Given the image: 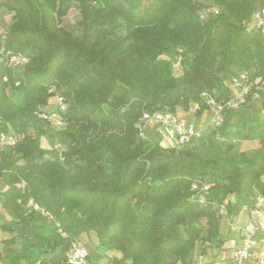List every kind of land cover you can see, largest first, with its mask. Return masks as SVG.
<instances>
[{
  "label": "trees",
  "instance_id": "1",
  "mask_svg": "<svg viewBox=\"0 0 264 264\" xmlns=\"http://www.w3.org/2000/svg\"><path fill=\"white\" fill-rule=\"evenodd\" d=\"M213 5L219 14H205ZM73 6L80 18L67 28ZM260 9L264 0H0L11 14L0 34V133L21 135L0 148V229L13 234L2 240L0 264H71L83 235L87 264H197L198 244L202 255L222 248V212L233 223L264 196V155L224 156L234 145L206 147V133L164 149L135 125L144 112L184 115L203 92L226 101L241 73L264 88L263 38L252 25ZM12 54L28 63L10 67ZM57 95L67 105L55 132L67 142L61 160L41 144L53 135L40 115ZM235 111L211 137L264 136V111L253 126L230 130ZM195 114L205 121L207 106ZM196 181L214 183L203 202ZM17 239L37 251L29 263Z\"/></svg>",
  "mask_w": 264,
  "mask_h": 264
},
{
  "label": "built area",
  "instance_id": "2",
  "mask_svg": "<svg viewBox=\"0 0 264 264\" xmlns=\"http://www.w3.org/2000/svg\"><path fill=\"white\" fill-rule=\"evenodd\" d=\"M219 7L213 5L204 12L218 15ZM204 16V15H203ZM252 25L262 35L264 45V9L256 11L252 17ZM182 56L180 55L174 64L175 69L181 68ZM28 58L22 54H12L8 58V65L12 68H18L26 65ZM230 85L233 95L226 101H218L215 96L209 92L201 94V101L193 104L194 111H198L202 105L208 108L209 116L205 121H194L187 115H179L170 111H158L155 113L144 112L135 128L139 135L147 138V133L154 128L169 130L171 138L178 148L185 147L201 140L208 128L220 127L229 111L240 109L243 104L250 101L263 102L264 88H253L251 82L245 73H241L231 79ZM57 107L51 111L41 114L43 119L52 123L55 127L64 128L65 121L62 113L66 111V101L61 96H55ZM18 139L16 135L10 133H0V148L15 146ZM214 183L206 181H196L192 185V191L197 196H201L210 191ZM36 210L38 206L30 201ZM242 213L246 215L247 220L240 229L238 244L233 253V259L237 264L246 262H255V264H264V248L258 247V238L264 234V196L257 194L252 207H244ZM51 218V217H49ZM88 252L84 248L74 246L72 254L69 256L71 264H86Z\"/></svg>",
  "mask_w": 264,
  "mask_h": 264
},
{
  "label": "rangeland",
  "instance_id": "3",
  "mask_svg": "<svg viewBox=\"0 0 264 264\" xmlns=\"http://www.w3.org/2000/svg\"><path fill=\"white\" fill-rule=\"evenodd\" d=\"M80 14L79 10L76 7H71L68 11V13L62 18V25L67 28H73L76 25V22L79 20ZM11 22V14L6 12L5 10H1L0 12V34L7 28V26ZM50 110H53L57 107V101L56 97L51 98L49 101ZM264 111L263 104L261 102L256 101H248L247 103L243 104V106L230 114V130H235L237 124H241L244 121L248 122V126H253L254 121L253 119L259 118ZM195 111L193 109V106H191L190 110L185 114L189 118H191L194 121H200V117H197ZM41 117V115H40ZM51 127L54 128L51 130L48 128V131L52 133V137L50 138H41V144L42 146L47 149V157L49 158H55L58 160H61L63 151L67 148V142L61 137L59 134L55 133L57 131L62 130L63 128L55 127L52 123ZM55 130V131H54ZM212 128H208L206 130V139H205V145L206 147L210 146V143L212 147L221 148L223 153H225L227 147L230 144L234 145V148L223 154L224 156L228 157H235L239 153L248 152L252 157H260L264 155V136H258L257 140H238L235 137L230 138L229 140H225L223 137H211ZM17 139H21V135H16ZM148 139L152 140L156 143H158L162 148L164 149H171L178 147L175 145L174 141L171 138V134L169 130H162L160 128H154L151 129L148 133ZM0 210L2 208L0 207ZM222 220H221V232L222 237L225 240V243L222 248H218L216 245H211L208 247L206 255H202L200 252V244H198L193 257L194 262L204 263L209 261L211 258H219L223 259L225 257H233L234 250L236 248L237 240L240 235L239 229L242 228L244 222H246L247 217L244 216H238L234 219L233 223L231 222V219L226 216L225 212H222ZM1 235H3V238H1ZM13 234L9 232H3L0 229V250L2 249V240L7 239L9 237H12ZM87 242L86 235H83L75 243L72 244L71 249L68 252V256L72 254L74 246H77L78 248H84L85 243ZM23 255L24 259L22 263H29L36 257V249L31 247L28 243H25L21 241L20 239H17V244L15 246ZM264 248V246L262 247ZM87 264V261H86ZM104 264H110L107 261H104ZM247 264H255V262H249Z\"/></svg>",
  "mask_w": 264,
  "mask_h": 264
},
{
  "label": "crops",
  "instance_id": "4",
  "mask_svg": "<svg viewBox=\"0 0 264 264\" xmlns=\"http://www.w3.org/2000/svg\"><path fill=\"white\" fill-rule=\"evenodd\" d=\"M5 188H6V185L4 183H1L0 184V191H4ZM0 211H2V210H0ZM240 229H239V232H240ZM239 237H240V235H239ZM239 237H238V240H239ZM1 238H3V235H1ZM238 240H237V244H238ZM257 243H258V247H260V248L264 246V234L260 235ZM237 244H236V246H237Z\"/></svg>",
  "mask_w": 264,
  "mask_h": 264
}]
</instances>
